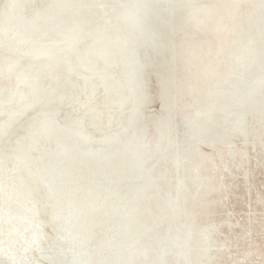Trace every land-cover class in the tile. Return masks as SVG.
I'll return each instance as SVG.
<instances>
[{"label":"water","instance_id":"95a60500","mask_svg":"<svg viewBox=\"0 0 264 264\" xmlns=\"http://www.w3.org/2000/svg\"><path fill=\"white\" fill-rule=\"evenodd\" d=\"M0 264H264V0H0Z\"/></svg>","mask_w":264,"mask_h":264}]
</instances>
